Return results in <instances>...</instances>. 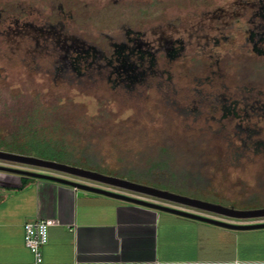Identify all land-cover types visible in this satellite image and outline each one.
Instances as JSON below:
<instances>
[{
  "label": "rangeland",
  "instance_id": "obj_1",
  "mask_svg": "<svg viewBox=\"0 0 264 264\" xmlns=\"http://www.w3.org/2000/svg\"><path fill=\"white\" fill-rule=\"evenodd\" d=\"M260 3L261 0H0V151L110 176H115L111 172L123 165V156L155 153L161 146L171 145L178 150L196 145L207 152L212 162L218 145L225 148V142H232L239 146L235 129L238 120L221 121L220 105L214 98H244L249 103L258 99L264 103V57L253 52L248 40L249 31L259 21L256 14ZM52 25H57L55 37L62 38L59 44L81 40L105 53L113 48L112 43L129 37L140 38L156 49L166 41L182 40L184 49L172 61L163 51L157 75L128 91L113 86L107 77L109 71L103 68L101 74L94 69L80 77L72 72L66 76L57 74L55 64L61 50L56 52L55 48L59 49V45L48 33L39 31ZM247 88L253 90L246 93ZM244 120L243 125H256L260 131L256 138L264 141V118L250 116ZM29 127L38 130L40 136L78 148L90 146L104 159L108 171L40 153L20 140L14 143L13 134ZM0 165L58 173L3 160ZM132 166L138 167L139 163ZM202 171L212 179L208 202L239 210L264 208L259 198L239 203L258 188V177L264 173L263 153L247 151L238 163H204ZM110 189L224 221L264 222V218L233 219L116 187Z\"/></svg>",
  "mask_w": 264,
  "mask_h": 264
},
{
  "label": "crops",
  "instance_id": "obj_2",
  "mask_svg": "<svg viewBox=\"0 0 264 264\" xmlns=\"http://www.w3.org/2000/svg\"><path fill=\"white\" fill-rule=\"evenodd\" d=\"M47 219L56 224L43 264H264V228L228 229L0 171V264H35L23 225Z\"/></svg>",
  "mask_w": 264,
  "mask_h": 264
},
{
  "label": "trees",
  "instance_id": "obj_3",
  "mask_svg": "<svg viewBox=\"0 0 264 264\" xmlns=\"http://www.w3.org/2000/svg\"><path fill=\"white\" fill-rule=\"evenodd\" d=\"M256 16L259 21L249 31L248 40L253 45V52L264 57V0H261ZM56 27L57 25H52L48 27L49 29L42 27L39 31L41 34H49L59 45V49L55 48L56 52L61 50L57 52L59 54L55 64L57 74L66 76L72 72L80 77L94 69L99 70L101 74L103 68L109 71L107 77L113 86H122L128 91L137 89V86L145 84L149 77L157 75L159 58L163 51L166 52L168 60L172 61L180 57L184 49L182 40L166 41L163 46L156 49L140 38L129 37L127 41L112 43L113 48L108 52L110 54L108 56L100 47L81 40L72 39L70 45L59 44L62 38L55 37L58 33ZM245 90L246 93H250L253 89ZM206 97L207 95L204 98L207 99ZM205 99H201L200 102H204ZM214 99L216 104L220 105L221 121L238 120L235 129L239 146L232 142H225V148L218 145L212 162L208 161L207 152L200 150L196 145L178 150L171 145L161 146L155 153L147 152L135 158L123 156L120 160L123 165L111 173L131 181L143 182L144 185L208 201L212 192L210 189L212 179L203 173L204 163H238L247 151L264 154V141L256 138L260 133L256 125L249 123L243 125L244 119L250 116L264 118V103L258 99L253 103L244 98L231 100L225 96ZM241 104L244 106L241 107ZM38 133V130L32 127L24 128L23 131L13 134L14 143L20 140L24 146L36 148L35 150H39L40 153L57 155L72 163H83L94 169L108 171L103 164L104 159L90 146L78 148L63 140L40 136ZM5 143L2 141V144ZM131 163H139V166L133 167ZM263 175L264 173L258 177L257 190L249 196H244L239 201L240 204L255 202L258 198L264 201Z\"/></svg>",
  "mask_w": 264,
  "mask_h": 264
},
{
  "label": "water",
  "instance_id": "obj_4",
  "mask_svg": "<svg viewBox=\"0 0 264 264\" xmlns=\"http://www.w3.org/2000/svg\"><path fill=\"white\" fill-rule=\"evenodd\" d=\"M0 160L69 174V175H72L78 178L105 184L111 187L120 188L123 190L135 192L138 194H143V195L150 196L153 198L172 202V203H175L181 206H186V207H190L193 209L206 211L209 213L225 216L228 218L241 219V220L264 218V208L263 209L239 210V209H235L232 207H226L220 204L211 203L205 200L180 195V194L167 191V190H163V189H159L156 187L139 184V183L132 182V181L122 179L119 177L105 175L99 172L86 170V169L71 166V165L61 164V163L54 162V161L44 160V159H40L37 157H31V156H25V155H19V154L0 151ZM0 171L10 173L13 175H17V176H26V177L53 181L59 184L71 186L75 189L105 195V196L115 198L118 200H123V201L131 202L134 204L154 208L159 211L175 214V215L182 216L185 218L209 223L212 225H216V226H220V227H224L228 229L253 230V229L264 228V222L250 223V224L231 223L228 221H223V220H219L215 218L206 217L204 215L192 213L184 209L170 207V206H166L160 203L146 201V200L128 196L126 194H122L116 191L107 190L104 188L92 186L86 183L73 181L67 178L58 177V176L51 175V174H45V173H40L36 171H27V170L14 168V167H6L2 165H0Z\"/></svg>",
  "mask_w": 264,
  "mask_h": 264
},
{
  "label": "built area",
  "instance_id": "obj_5",
  "mask_svg": "<svg viewBox=\"0 0 264 264\" xmlns=\"http://www.w3.org/2000/svg\"><path fill=\"white\" fill-rule=\"evenodd\" d=\"M56 224L55 220L47 219L39 222H27L23 225L24 245L35 257V264H43L42 249L49 242V230ZM142 264V263H125Z\"/></svg>",
  "mask_w": 264,
  "mask_h": 264
},
{
  "label": "flooded vegetation",
  "instance_id": "obj_6",
  "mask_svg": "<svg viewBox=\"0 0 264 264\" xmlns=\"http://www.w3.org/2000/svg\"><path fill=\"white\" fill-rule=\"evenodd\" d=\"M18 169H22V168H18ZM22 170H27V169H22ZM27 171H30V170H27ZM37 172H39V171H37ZM57 172V171H56ZM40 173H45V174H51V175H55V176H58V177H63V178H67V179H70V180H73V181H76V180H78V179H82V178H78V177H75V176H72V175H69V174H65V173H61V172H58L57 174H53V173H48V172H44V171H40ZM67 176H69V177H67ZM84 180V179H83ZM86 181H89V180H86ZM77 182H81V183H84V182H82V181H80V180H78ZM97 183V182H96ZM86 184H89V185H92V186H96V187H100V188H104V189H107V190H111V191H114L113 189H110V187L111 186H107V187H104V186H102V185H104V184H101L100 183V185H98V184H93V183H86ZM120 189V188H119ZM116 192H118V191H116ZM119 193H121V192H119ZM122 194H125V193H122ZM126 195H128V194H126ZM128 196H132V197H136V196H134L133 194H129ZM161 204V203H160ZM164 205V204H163ZM166 206H170V207H175V206H171V205H166ZM176 208V207H175Z\"/></svg>",
  "mask_w": 264,
  "mask_h": 264
}]
</instances>
